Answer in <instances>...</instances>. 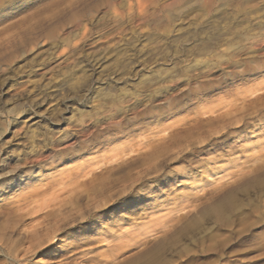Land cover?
<instances>
[{
  "label": "rangeland",
  "instance_id": "1",
  "mask_svg": "<svg viewBox=\"0 0 264 264\" xmlns=\"http://www.w3.org/2000/svg\"><path fill=\"white\" fill-rule=\"evenodd\" d=\"M258 84L264 0H0V264H264V171L231 196L214 181L228 172L217 166L243 156L235 138L181 153L133 188L120 184L128 167H117L158 122ZM206 150L220 164L197 169ZM262 156L235 170L264 165ZM87 167L94 182L68 187L77 190L53 210L40 208L44 199L16 210L23 181ZM161 198L170 200L155 207ZM170 210L184 216L162 237L148 222ZM134 227L141 235L117 252L111 236Z\"/></svg>",
  "mask_w": 264,
  "mask_h": 264
},
{
  "label": "bare ground",
  "instance_id": "2",
  "mask_svg": "<svg viewBox=\"0 0 264 264\" xmlns=\"http://www.w3.org/2000/svg\"><path fill=\"white\" fill-rule=\"evenodd\" d=\"M229 98H228L229 100L228 99L227 100L222 99V100H217L213 104L201 105V107L197 110V112H195V114L191 118L189 117L187 119L175 121V122L168 123V124L167 123L162 124V122H158L157 124H155V126L153 128H151L149 130V133H147L146 135L139 136V138L136 140V142L134 144H128V146L126 147V150L123 151L124 154L121 156V158H118V160H117V158L114 156L116 158V160L118 161L117 167H119V168L120 167H126V168L128 167V169H129V171H127V174H125V178L122 179V177H121V180H123V181H120L121 183L120 182H118V183L122 184V182H123V184H122L123 186H126L128 184V186L132 187L133 183L135 181L141 179V178L142 179L147 178V177L149 178L153 175L157 177L161 173L164 162L171 161V160L177 161V158H175V156H179V154L181 155V153H184V152H192L195 148H198V149L199 148H206L207 146L210 145V143L212 142V139L214 140V138L217 136L218 137L222 136V137H226V138H235L236 142L240 144V146H239L240 147V154H243V156L242 155L237 156L236 154H239V150L238 151H234V150L229 151L230 156L236 155L237 158L235 157L236 160L234 158H232L234 160L230 159V160L226 161L227 163L225 165H223V168H222L220 166H217L218 164H220L219 158L211 156V153L206 150L207 151L206 155H208V157L207 158L205 157L206 158L205 160L203 159L205 163L200 162L198 164L197 169L198 168L203 169L207 165L211 164V165L217 166L215 171L219 170L220 173L222 170L228 171L226 174H224L222 176L220 175L214 179L215 182L226 181V183L224 185H222L223 190L220 193L223 192V193H226L227 196H231L233 194L234 189L241 186L242 183L246 181L245 180L246 176H249L251 174L254 175V173L256 175L257 172H259V170L261 172H263L264 171V165H262V164H261V166L257 165L258 167H256V165H255V167H252V168L245 167L246 170L244 169V167L238 168L236 170H235V168L237 166L236 165L237 160H239V159L241 160L242 157L247 158V159H253L250 157H253V154H254V160L255 161L254 160L253 161L256 162L255 157L258 158V156H262V155H258V153H260V151H263L262 149H264V84H258L255 86H250V88H246V89L239 88L232 96H229ZM250 152L253 154H251ZM199 153H203V152L201 151V152H198L197 154H199ZM249 153L251 155H249ZM255 153H257V156H255ZM259 158H261V157H259ZM246 162H247V160H246ZM248 162H250V161L248 160ZM248 162H247V164H248ZM251 162H252V160H251ZM260 162H261V159H260ZM244 163H245V161H244ZM94 166H92V167H94ZM108 168H109V166H108ZM130 168H131V170H130ZM136 168L138 169V171L134 172L132 174V171H134ZM79 169L80 170L74 175L73 178H70V176H69V178H65V177L63 178L62 177L63 173L57 174L56 172H53L54 168H51V169L47 170L50 172V175H51L50 177L47 176L48 178H44L43 173H39V174L35 175L31 180L29 179V180L23 181L19 185L16 184L17 185L16 191L14 192V195H13V197L15 199V203H17V204L19 202L27 203L29 201H31V203H34V202L37 203L38 201L44 199L43 204L41 205L40 208H42V206H43L46 209L53 210L55 207H57L60 204L59 200H60V198H62V196H64L65 193L66 194H72L74 192V190H77L76 187L80 188L82 186H86V184L90 183L95 178L93 176L94 175L93 170H91L89 167L83 168V169L79 168ZM228 169H232V171H229ZM41 170H43V169H41ZM94 170H96V169H94ZM111 170L112 169H106L107 177L112 176ZM103 171H105V170H103ZM207 171L208 170H204V173H207ZM190 172H191V170H190ZM219 172H216L215 174H219ZM123 173H124V171H123ZM102 174H103V172H102ZM187 174H188V171H185L183 169H179L176 172L177 177H182V176L187 175ZM192 177H193V174L191 175V178ZM192 179H193L194 183L200 182V180L195 181V177H193ZM117 181H119V180H117ZM93 182H94V180H93ZM137 183H138V181H137ZM179 183H181V181ZM72 185L76 186L75 189L66 191L67 189H69L68 187H70ZM200 186L202 187V184L201 185L199 184L198 187L200 188ZM216 188H218V187H216ZM123 190L126 192V188H123ZM127 190H128V188H127ZM126 194H127V192H126ZM213 196L214 195H212V197ZM222 196H221V198H222ZM224 196H225V194H224ZM227 196H225L226 199H227ZM158 200H160V201L159 202L156 201V203H155L156 205H154L157 208L164 207L165 203L168 202L170 199H167V198L162 199L161 198ZM222 200H225V199H222ZM230 201H232V199ZM186 202H187V200H186ZM213 205H216V204H212L211 206H213ZM15 207H16V210L20 212V211H24L25 209H27L28 204H25V205H23V204L19 205L18 204ZM219 208L220 207H218V206L217 207H215V206L210 207V211L212 213L213 212L216 213V212H219ZM171 210L168 212L166 211V213L163 212L164 214L161 217L157 216L159 218H157L156 220H152V221L149 220V222H148V224L150 223L154 227L158 226L159 228H161L162 231H160V230L159 231L162 232V233H160L162 237L168 235L170 230L173 228V223L176 221H179L180 218H182L184 216V215L179 216L178 214L173 213L174 210L173 211H171ZM42 211H43V209H42ZM137 215H139V214H137ZM148 224H147V226H148ZM124 225H126V224H124ZM110 227H112V226L110 225ZM134 228H135V230H134L135 232L132 234L129 232H125V231L122 232L123 230L120 229L111 236V238H112L111 242H114V244H115L114 246L117 249V252H120V250H122L123 248L125 249V247L127 246V243L130 242L129 238H131L133 240V238H136L139 235H141V233H142L141 229L142 228H140V227L139 228L134 227ZM148 228H150V227H148ZM148 228L146 227L144 230H147ZM112 229L115 230L113 227H112ZM158 229L156 228V231ZM29 230H32V229H29ZM29 230H28V232H30ZM48 231H50V230H48ZM33 234H34L33 235L34 237H38L36 233H33ZM44 237H45V235H44ZM38 238H40V237H38ZM47 240H48V242H54L55 241L54 233L50 232V234L47 235ZM43 242H45V241H43ZM131 243H133V242H131ZM107 244H108V242L106 243V245ZM110 248L112 249V247H110ZM113 260H116V259H113Z\"/></svg>",
  "mask_w": 264,
  "mask_h": 264
}]
</instances>
